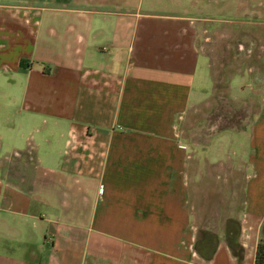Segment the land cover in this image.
I'll return each mask as SVG.
<instances>
[{"label": "crops", "instance_id": "1", "mask_svg": "<svg viewBox=\"0 0 264 264\" xmlns=\"http://www.w3.org/2000/svg\"><path fill=\"white\" fill-rule=\"evenodd\" d=\"M128 2L0 0V264H255L264 104L197 130L207 1Z\"/></svg>", "mask_w": 264, "mask_h": 264}, {"label": "rangeland", "instance_id": "2", "mask_svg": "<svg viewBox=\"0 0 264 264\" xmlns=\"http://www.w3.org/2000/svg\"><path fill=\"white\" fill-rule=\"evenodd\" d=\"M128 1L133 7L158 10L179 2ZM180 1L183 4L184 0ZM205 1L207 7L195 13L207 16L198 31V43L207 61L202 56L198 61L193 90L206 97L207 104L190 115L196 119L195 128L202 127V133L215 126L239 125L264 104V0H253L252 9L244 7L247 0ZM204 148L195 147V151ZM203 244L208 245L206 240Z\"/></svg>", "mask_w": 264, "mask_h": 264}, {"label": "trees", "instance_id": "3", "mask_svg": "<svg viewBox=\"0 0 264 264\" xmlns=\"http://www.w3.org/2000/svg\"><path fill=\"white\" fill-rule=\"evenodd\" d=\"M255 264H264V235H262L257 245Z\"/></svg>", "mask_w": 264, "mask_h": 264}, {"label": "built area", "instance_id": "4", "mask_svg": "<svg viewBox=\"0 0 264 264\" xmlns=\"http://www.w3.org/2000/svg\"><path fill=\"white\" fill-rule=\"evenodd\" d=\"M100 188L102 189V186Z\"/></svg>", "mask_w": 264, "mask_h": 264}]
</instances>
